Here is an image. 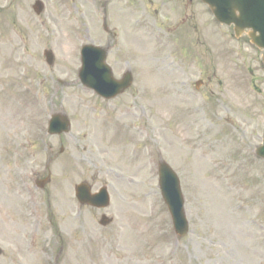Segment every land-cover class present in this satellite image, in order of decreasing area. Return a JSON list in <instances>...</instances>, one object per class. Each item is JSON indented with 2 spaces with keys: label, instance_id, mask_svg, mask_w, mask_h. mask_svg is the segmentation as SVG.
<instances>
[{
  "label": "rangeland",
  "instance_id": "374dc122",
  "mask_svg": "<svg viewBox=\"0 0 264 264\" xmlns=\"http://www.w3.org/2000/svg\"><path fill=\"white\" fill-rule=\"evenodd\" d=\"M35 1L0 0V264H264V52L199 0H38L40 16ZM87 44L110 47L115 78L131 71L125 94L81 85ZM58 111L71 130L51 137ZM159 161L180 181L182 239ZM82 182L109 208H81Z\"/></svg>",
  "mask_w": 264,
  "mask_h": 264
},
{
  "label": "water",
  "instance_id": "95a60500",
  "mask_svg": "<svg viewBox=\"0 0 264 264\" xmlns=\"http://www.w3.org/2000/svg\"><path fill=\"white\" fill-rule=\"evenodd\" d=\"M208 5L216 20L226 25H234L235 36L239 37L248 30V37L252 44L259 49H264V0H201ZM38 13L41 9L37 4L34 7ZM106 51L87 47L85 48V66L80 78L84 85L93 88L105 98L116 96L130 86L131 77L126 75L122 82L117 83L111 78L109 69L104 65ZM47 61L52 63V57L47 54ZM264 66V57H263ZM69 121L62 113L52 116L49 126L50 135H60L69 132ZM255 154L264 159V143ZM160 187L163 199L168 206L173 219L175 231L180 237L186 235L188 226L183 213V200L180 194L178 180L172 171L163 163L160 164ZM46 181L40 182L43 187ZM76 197L83 205L105 208L109 204L106 191L102 189L96 195H90L85 184L76 187ZM106 224V220H103Z\"/></svg>",
  "mask_w": 264,
  "mask_h": 264
},
{
  "label": "bare ground",
  "instance_id": "6f19581e",
  "mask_svg": "<svg viewBox=\"0 0 264 264\" xmlns=\"http://www.w3.org/2000/svg\"><path fill=\"white\" fill-rule=\"evenodd\" d=\"M6 123H8V122H6Z\"/></svg>",
  "mask_w": 264,
  "mask_h": 264
}]
</instances>
